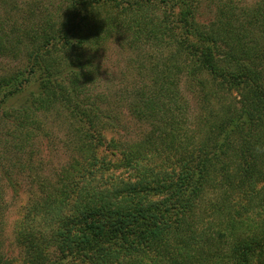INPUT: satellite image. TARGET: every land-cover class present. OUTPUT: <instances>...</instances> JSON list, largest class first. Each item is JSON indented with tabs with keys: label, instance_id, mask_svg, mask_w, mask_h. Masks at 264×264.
<instances>
[{
	"label": "trees",
	"instance_id": "obj_1",
	"mask_svg": "<svg viewBox=\"0 0 264 264\" xmlns=\"http://www.w3.org/2000/svg\"><path fill=\"white\" fill-rule=\"evenodd\" d=\"M0 264H264V0H0Z\"/></svg>",
	"mask_w": 264,
	"mask_h": 264
},
{
	"label": "rangeland",
	"instance_id": "obj_2",
	"mask_svg": "<svg viewBox=\"0 0 264 264\" xmlns=\"http://www.w3.org/2000/svg\"><path fill=\"white\" fill-rule=\"evenodd\" d=\"M16 206H18V205H16ZM16 212V211H15ZM17 216V213H14V211H11V214H10V216L8 217V219H9V223H11L12 221H13V219L15 218ZM10 228V227H9ZM15 250H12V253L13 254H15Z\"/></svg>",
	"mask_w": 264,
	"mask_h": 264
}]
</instances>
